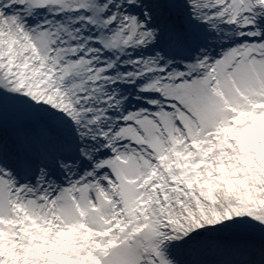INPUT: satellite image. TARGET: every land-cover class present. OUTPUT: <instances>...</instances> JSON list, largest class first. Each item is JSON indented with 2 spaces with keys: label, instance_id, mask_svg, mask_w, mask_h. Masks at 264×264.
Returning a JSON list of instances; mask_svg holds the SVG:
<instances>
[{
  "label": "snow or ice",
  "instance_id": "6c2138e0",
  "mask_svg": "<svg viewBox=\"0 0 264 264\" xmlns=\"http://www.w3.org/2000/svg\"><path fill=\"white\" fill-rule=\"evenodd\" d=\"M0 264H264V0H0Z\"/></svg>",
  "mask_w": 264,
  "mask_h": 264
}]
</instances>
